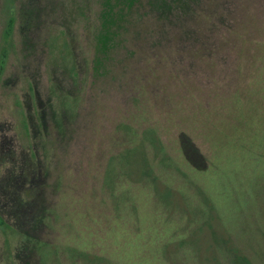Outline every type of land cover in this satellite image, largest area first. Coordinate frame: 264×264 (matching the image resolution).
I'll return each mask as SVG.
<instances>
[{
	"label": "rangeland",
	"instance_id": "374dc122",
	"mask_svg": "<svg viewBox=\"0 0 264 264\" xmlns=\"http://www.w3.org/2000/svg\"><path fill=\"white\" fill-rule=\"evenodd\" d=\"M154 1L0 0V264H264V0Z\"/></svg>",
	"mask_w": 264,
	"mask_h": 264
},
{
	"label": "trees",
	"instance_id": "16d2710c",
	"mask_svg": "<svg viewBox=\"0 0 264 264\" xmlns=\"http://www.w3.org/2000/svg\"><path fill=\"white\" fill-rule=\"evenodd\" d=\"M154 3L156 7L153 8L158 12L157 18L160 22H169V21H185L188 17L195 13V7L192 2L189 0H155ZM110 16V12H108L107 16ZM115 16L112 14L111 17L106 18V21L103 25V29H101L98 35V49L99 53L102 54L98 56V58H102V56L106 57L111 50V46L118 34L115 31L117 28V23ZM119 19V18H118ZM170 22V23H171ZM14 22L10 20L8 35H11L13 30ZM6 65V57L1 61V70L5 69Z\"/></svg>",
	"mask_w": 264,
	"mask_h": 264
}]
</instances>
